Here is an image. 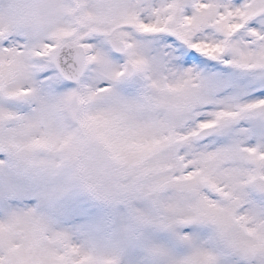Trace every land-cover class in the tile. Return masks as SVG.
<instances>
[{"label": "snow or ice", "instance_id": "obj_1", "mask_svg": "<svg viewBox=\"0 0 264 264\" xmlns=\"http://www.w3.org/2000/svg\"><path fill=\"white\" fill-rule=\"evenodd\" d=\"M0 264H264V0H0Z\"/></svg>", "mask_w": 264, "mask_h": 264}, {"label": "rangeland", "instance_id": "obj_2", "mask_svg": "<svg viewBox=\"0 0 264 264\" xmlns=\"http://www.w3.org/2000/svg\"><path fill=\"white\" fill-rule=\"evenodd\" d=\"M65 223L67 224V221H65Z\"/></svg>", "mask_w": 264, "mask_h": 264}]
</instances>
